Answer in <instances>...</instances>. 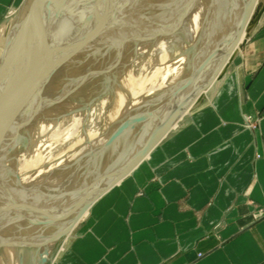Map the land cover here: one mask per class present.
I'll return each instance as SVG.
<instances>
[{
	"label": "rangeland",
	"instance_id": "1",
	"mask_svg": "<svg viewBox=\"0 0 264 264\" xmlns=\"http://www.w3.org/2000/svg\"><path fill=\"white\" fill-rule=\"evenodd\" d=\"M124 1L17 0L0 22V119L12 108L0 121V150L4 149L0 153V264H34L29 245L36 238L40 245L36 260L43 257V264H51L77 225L66 233L73 212L84 206L90 185H103L193 96L212 70L211 64L222 62L238 37L250 0H242L230 15L225 7L231 0ZM86 11L97 12L96 21L88 23L82 15ZM59 15L63 21L52 44L44 29L53 28ZM217 16L219 28L213 23ZM99 25H105L106 36L102 37L105 32ZM27 30L33 35L26 41L31 47L22 52ZM212 32L217 35L209 38ZM12 67L17 82L9 84ZM161 74L168 79L160 81ZM9 85L16 88L14 99L8 100L4 90ZM137 118L141 121L133 122ZM21 121L28 127L17 133ZM123 125L127 128L118 134ZM57 128L59 136L50 137ZM58 212L61 216L55 218Z\"/></svg>",
	"mask_w": 264,
	"mask_h": 264
},
{
	"label": "crops",
	"instance_id": "2",
	"mask_svg": "<svg viewBox=\"0 0 264 264\" xmlns=\"http://www.w3.org/2000/svg\"><path fill=\"white\" fill-rule=\"evenodd\" d=\"M17 0H0V22ZM51 264H264V13L224 74Z\"/></svg>",
	"mask_w": 264,
	"mask_h": 264
},
{
	"label": "water",
	"instance_id": "3",
	"mask_svg": "<svg viewBox=\"0 0 264 264\" xmlns=\"http://www.w3.org/2000/svg\"><path fill=\"white\" fill-rule=\"evenodd\" d=\"M264 13V0H260L253 13L251 14L250 18L248 19L245 28H244V34L243 38L238 40V37L234 40L232 46L227 50L222 62L220 63H212L211 68L212 69L209 73V75L205 78V80L202 81V83L199 85L196 92L193 94V96L186 102H184V105L173 115H171L168 120L165 122H162L148 137V140H146V143L142 147V149L138 152L137 155H135L127 164L123 165V167H120L118 171L115 172L103 185H90L91 191L88 193L86 197V201L82 209L79 213L85 208L90 207V205L96 201L100 196H102L107 190L112 188L114 185H116L122 178H124L127 174H129L143 159L147 156V154L151 151V149L171 130V128L182 118V116L188 112L192 107H196L200 104L202 98H203V92L208 88V86L215 80L219 79L225 72L227 66L232 61L236 51L240 49L246 39L249 36L250 31L255 27L258 20L260 19L261 15ZM247 15V14H246ZM247 17V16H246ZM62 22V16L59 15L56 18L55 24L53 28L51 29V32L49 33L50 39L52 40V37L54 36V32L56 31V28L61 24ZM245 22V21H244ZM243 22V23H244ZM242 23V25H243ZM49 42V41H48ZM50 46V42H49ZM141 121L140 118L135 119L133 122L139 123ZM127 128V125H123L118 129V134L121 133L124 129ZM79 215V214H78ZM80 220V217H75L72 223L67 227L65 230L66 233H69L73 227L78 223ZM40 223V222H39ZM10 245H15L18 247H27L26 245H16L9 243ZM34 250V254L36 255L38 248L40 247L38 243V238L35 239V242L31 245ZM44 254L46 255L47 252L44 251ZM45 262V258L41 257L40 261L38 263L43 264ZM37 263V264H38Z\"/></svg>",
	"mask_w": 264,
	"mask_h": 264
},
{
	"label": "bare ground",
	"instance_id": "4",
	"mask_svg": "<svg viewBox=\"0 0 264 264\" xmlns=\"http://www.w3.org/2000/svg\"><path fill=\"white\" fill-rule=\"evenodd\" d=\"M54 1H55V0H54ZM131 1H133V3L135 2V0H131ZM225 1H226V0H225ZM241 1H242V0H231V2L228 3L227 7H225V9L227 10V11H225V13L228 12V10H229V14H228V15H230V14L235 10L234 8L237 7L236 5H237V4H240ZM259 1H260V0H256V1L254 2V0H250L249 3L246 5V8H245V10H244V12H243L242 15H244V13H246V14H247V15H246L247 17H245V18L243 17V21H242V23H243L244 21H245V22H244L243 25L240 27V31H238V33H239L238 35H239V39H240V40L243 38L245 25H246L248 19L250 18L251 14L253 13V11H254V9H255V7H256V5H257V3H258ZM119 2H120V1H119ZM125 2H129V0H125L124 3H125ZM206 2H207V1H206ZM221 2H222V1H221ZM112 3H113V2H112ZM112 3H111V4H112ZM145 3H146V1H145ZM147 3H149V2H147ZM207 3H208V2H207ZM46 4H47V3H46ZM55 4H56V3L54 2V5H55ZM86 4H87V3H86ZM113 4H114V3H113ZM142 4L144 5V1L142 2ZM48 5H49V4H48ZM149 5H150V4H149ZM216 5H217V4H216ZM220 5H221V4H220V2H219V4H218V8L220 7ZM107 6H108V5H107ZM119 6H120V5H119ZM144 6H145V5H144ZM199 6H200V7H199ZM232 6H233V8H232ZM53 7H54V6H53ZM145 7H146V6H145ZM197 7L201 9V5H198ZM197 7H196V8H197ZM204 7H205V8H204V9L202 8V10H203V11H206L207 6L205 5ZM47 8H48V7H47ZM49 8H50V6H49ZM77 8H78V7H77ZM45 9H46V8H45ZM95 9H96V8H95ZM233 9H234V10H233ZM48 10H49V9H48ZM50 10H51V9H50ZM93 10H94V9H93ZM101 10H102V9H101ZM120 10H121V9H120ZM154 10H155V9H154ZM177 10H178V9H177ZM202 10H201V11H202ZM223 10H224V9H222L221 11H219L220 14H222ZM84 11H85V10H84ZM105 12H106V10H105ZM109 12H110V11H109ZM176 12H177V11H176ZM219 12H218V13H219ZM50 13H51V12H50ZM50 13H49V14H50ZM91 13H92V14H91ZM47 14H48V13H47ZM141 14H142V13H141ZM51 15H52V14H50V17L53 18ZM82 15L84 16L83 18H87L88 20H86V21H88V23H90V22H92V21L96 18V16L98 15V13H97V12H94V13H93L92 11H86L85 13L83 12ZM123 15H124V14H123ZM123 15H122V16H123ZM202 16H203V15H202ZM202 16H201V17H202ZM204 16H205V15H204ZM54 17H55V16H54ZM142 17H145V15H143ZM218 17H219V16H217L216 21L213 20V21H214L213 23H214L215 25H218V28H219V24H220V22L218 21ZM241 17H242V16H241ZM191 18H192V17H191ZM193 18H194V17H193ZM219 18H220V17H219ZM64 19H65V18H64ZM144 19H146V18H144ZM203 19H204V18H203ZM221 19L223 20V17H222V16H221ZM48 21H49V16H48ZM50 21H51V19H50ZM50 21H49V24L51 23ZM62 21H63V20H62ZM86 21H85V22H86ZM95 21H96V19H95ZM190 21H191V20H190ZM232 21H233V19L231 20V22H232ZM81 22H83V21H81ZM191 22H192V21H191ZM231 22H230V25H231ZM52 23H53V21H52ZM242 23H241V24H242ZM83 24H84V22H83ZM92 24H93V23H92ZM94 24H95V23H94ZM141 24H142V23H141ZM227 24H228V23H227ZM34 25H35V24H34ZM97 25H98V24H97ZM144 25H145V24H144ZM148 25H149V23H148ZM209 25H210V23H209ZM209 25H208V26H209ZM63 26H64V25H63ZM85 26H86V25H85ZM89 26H91V24H90ZM92 26H93V25H92ZM99 26L101 27L102 25H99ZM99 26H98V27H99ZM103 26H105V25H103ZM103 26H102V27H103ZM146 26H147V25H146ZM206 26H207V25H206ZM33 27H34V26H33ZM40 27H41V26H40ZM100 27H99V28H100ZM102 27H101V29H102ZM210 27H211V26H210ZM63 28H64V27H63ZM94 28H95V27H94ZM96 28H97V27H96ZM99 28H97V29H99ZM206 28H208V27H206ZM34 29H35V27H34ZM43 29H44V28H43ZM51 29H52V28H51ZM51 29H49V26H48V27H47L46 29H44V30H45V31L47 32V34H48V33H50L49 31H51ZM71 29H72V28H71ZM73 29H74V28H73ZM92 29H93V27H92ZM92 29H90V30H92ZM103 29H104V27H103ZM103 29H102V30H103ZM204 29H205V28H203V31H204ZM29 30H30V29H29ZM29 30H27V32L22 36V38L24 37V39H23V42H24V43H25L29 38L33 37V35H28V34H27ZM102 30H101V33H102ZM136 30H137V29H136ZM211 30H212V29H211ZM37 31H38V30H37ZM37 31H36V32H37ZM88 31H89V30H88ZM95 31H96V32H95ZM95 31H89V32H95V33L100 32V31H97L96 29H95ZM206 31H207V30H206ZM208 31H209V30H208ZM36 32H35V33H36ZM38 32H39V34L41 33L40 31H38ZM46 32H45V33H46ZM103 32H105V29L103 30ZM143 32H144V31H143ZM153 32H155V31H153ZM158 32H159V31H158ZM217 32H218V29H217L216 33H217ZM228 32H229V31H228ZM204 33H206V32L204 31ZM213 33H214V32H212L211 34L208 33V35H210L209 38L212 37ZM216 33H214V34H216ZM229 33H230V32H229ZM39 34H38V35H39ZM91 34H92V33H91ZM98 34H99V33H98ZM102 34H103V35H102V37H103V36L106 34V32H105V33H102ZM217 34H218V33H217ZM217 34H216V35H217ZM26 35H27V36H26ZM35 35H37V33H36ZM88 35H89V34H88ZM108 35H109V34H108ZM206 35H207V33H206ZM216 35H215V36H216ZM39 36H40V35H39ZM41 36H42V35H41ZM43 36H44V35H43ZM57 36H58V34H57ZM92 36H94V33H93ZM92 36L89 35V39H90V37H91L90 40H92V38H93ZM99 36H100V35H99ZM105 36H106V35H105ZM215 36H214V37H215ZM228 36H229V35H228ZM35 37H36V36H35ZM44 37H46V34H45ZM95 37H96V36H95ZM95 37H94V40H95ZM219 37H220V35H219ZM96 38H97V37H96ZM44 39H45V38H44ZM44 39H43V40H44ZM55 39H56V41H57V37H56V36H55ZM55 39H53V40H55ZM97 39H98V38H97ZM108 39H110V38H108ZM20 40H21V39H20ZM86 40H87V39L85 38L84 41H86ZM98 40H99V39H98ZM33 41H34V40H33ZM35 41H36V40H35ZM50 41H51V40H50ZM84 41H83V42H84ZM105 41H107V40H105ZM28 42H29V41H28ZM86 42H87V41H86ZM226 42H227V41H226ZM26 43H27V42H26ZM47 43H48V45H49V42H47ZM51 43H52V41H51ZM53 43L55 44L54 41H53ZM53 43H52V44H53ZM74 43H75V42H74ZM87 43H90V42L88 41ZM39 44H40V43H39ZM39 44H38V46H39ZM43 44H44V43H43ZM24 45H25V46H24ZM89 45H90V44H89ZM33 46H34V45H33ZM44 46H45V45H44ZM51 46H52V45H50V49H52V48L54 47V46H53V47H51ZM28 47H31L30 42L27 43V44H23V45L21 46V50H20V51H22V52L24 51V52H25V51L27 50ZM35 47H37V46H34V48H35ZM42 47H43V45H41V48H42ZM72 47L75 48L74 44L72 45ZM227 47H228V46H227ZM29 49H30V48H29ZM39 49H40V47H39ZM45 49H46V48H45ZM45 49H44V50H45ZM50 49H49V50H48V49L45 50V52H49V53H50V51H52V50H50ZM210 49H211V48H210ZM78 50H80V49H78ZM92 50H93V49H92ZM96 50H97V49H96ZM223 50H224V49H223ZM27 51H28V50H27ZM33 51H34V49H33ZM40 51H41V50H40ZM40 51H39V52H40ZM10 52H11V51H10ZM79 52H80V51H78V53H77V52H76V53L79 54ZM217 53H218V52H217ZM22 54H23V53H22ZM50 54H52V53H50ZM80 54H81V52H80ZM219 55H220V53H219ZM9 56H10V54H9ZM50 57H51V56H50ZM6 58H7V56L5 57V60H6ZM51 58H52V57H51ZM13 59H14V57H13ZM25 59H26V58H25ZM25 59H23V61H24ZM32 59H33V58H32ZM2 60H3V58H2ZM9 60H10V59H9ZM15 60H16V59H15ZM19 60H20V59H19ZM27 60H28V59H27ZM27 60H26V61H27ZM48 60H49V59H48ZM23 61H21V64H24ZM50 61H51V60H50ZM2 62L4 63L5 61L3 60ZM2 62H1V63H2ZM11 62H12V61H11ZM15 62H16V61H15ZM18 62H19V61L17 60V63H18ZM24 62H25V61H24ZM19 63H20V62H19ZM31 63H32V62H31ZM33 63H35V62H33ZM35 64H36V63H35ZM0 65H1V64H0ZM2 65H3V64H2ZM11 65L13 66L14 63L11 64ZM44 65H47V64H44ZM190 65H191V63H190ZM0 67H1V66H0ZM13 67H14V66H13ZM13 67L11 68V69H12L11 76H13V75H14V76L11 77V78H12L11 82H10V80H9V82H8L9 84H10V83H16V82H17V81H16V76H17V75L15 74V71H14ZM15 67H16V66H15ZM24 67H26V65H24ZM7 68H8V67H7ZM44 68H46V67H44ZM2 69H4V67H2ZM47 69H49V68H47ZM49 70H50V69H49ZM195 71H197V70H195ZM56 72H57V71H56ZM44 74H45V73H44ZM44 74H43V75H44ZM166 74H168V73H166ZM2 75L4 76V74H2ZM167 76H168V75H165V74L163 75V74H161V77H160L161 79H160V81H161V80H162V81L167 80V79H168ZM3 78H4V77H3ZM13 78H14V79H13ZM9 79H10V78H9ZM90 79H91V78H90ZM1 80H2V78H1ZM19 80L21 81V79H19ZM169 80L171 81V79H169ZM215 80H218V79H215ZM215 80H214V81H215ZM2 81H3V80H2ZM15 81H16V82H15ZM170 81H169V83H170ZM214 81H213V82H214ZM4 82H6V79H5ZM4 82H3V84H4ZM213 82H212V83H213ZM169 83H168V84H169ZM17 84H18V83H17ZM7 85H8V84H7ZM12 85H13V84H12ZM76 85H77V84H76ZM0 86H1V85H0ZM3 86H4V85H3ZM3 86H2L1 88H3ZM18 86H19V84H18ZM20 86H21V85H20ZM39 86H40V84H39ZM209 86H210V85H209ZM209 86H208V87H209ZM9 87H10V85H9ZM92 87H93V85H92ZM4 88H5V87H4ZM11 88H12V87H10V88L7 89V90H4V91H6V93L8 92V93L5 95V97H7L8 100H9L10 98L14 99L12 94H13V92L15 91V88H16V87H15V85H14V86H13V89H11ZM76 88H78V87L76 86ZM89 88H90V87H89ZM40 89H41V88H40ZM40 89H39V90H40ZM43 89H45V88H42L41 90H43ZM10 90H12V93H10ZM28 90H29V89H28ZM28 90H27V92H28ZM41 90H40V91H41ZM45 90H46V89H45ZM48 90H49V89H48ZM43 91H44V90H43ZM0 92H1V90H0ZM27 92H26V93H27ZM41 92H42V91H41ZM39 93H40V92H39ZM116 93H117V92H116ZM204 93H205V92H204ZM58 94H59V93H58ZM1 95H2V94H1ZM203 95H204V94H203ZM117 96H118V95H117ZM14 97H15V96H14ZM23 98H24V96H23ZM118 98H119V97H118ZM62 99H63V98H62ZM43 101H44V100H43ZM46 101H47V100H46ZM123 101H124V100H123ZM60 103H61V102H60ZM60 103H59V104H60ZM62 103H63V102H62ZM64 103H65V102H64ZM64 103H63V104H64ZM124 104H126V103H124ZM7 106H8V104H7ZM35 106H37V105H35ZM39 106H41V105H39ZM53 106H54V105H53ZM57 106H58V105H57ZM61 107H63V105L60 106V107L57 108V109H60ZM74 108H75V107H74ZM57 109H56V110H57ZM192 109H193V107H192ZM47 110H48V109H47ZM190 110H191V109H190ZM190 110H189V111H190ZM189 111H188V112H189ZM11 112H12V108H11V110H9V113H7V115H5L4 117L2 116V119H0V121H5V119L7 118L8 115H10ZM44 112H45V110H44ZM44 112H43V113H44ZM188 112H186V113H188ZM186 113H185V114H186ZM46 114H47V113H46ZM3 115H4V114H3ZM53 115H54V114H53ZM53 115H52V116H53ZM46 116H47V115H46ZM46 118H47V117H46ZM123 120H124V119H123ZM19 124L21 125V128H17V131H16L17 133H18V129H22V130H23V129H24V126L27 125V124H25L23 121H21V123H19ZM18 127H19V126H18ZM22 127H23V128H22ZM27 127H28V125H27ZM29 127H30V126H29ZM25 129H26V128H25ZM74 130H75V129H74ZM33 131H34V130H33ZM51 132H52V131H51ZM60 133H61V132H60V129L57 128L56 131L52 132V134H51L50 137H56V138H57V137L59 136ZM34 134H35V133H34ZM34 134H32V135L34 136ZM48 134H49V133H48ZM36 135H37V133H36ZM47 136H48V135H47ZM46 138H47V137H46ZM46 138H45V139H46ZM48 138H49V137H48ZM48 138H47V139H48ZM56 138H55V139H56ZM55 139H54V140H55ZM145 141H146V140H145ZM145 141H144V142H145ZM12 144H13V143H12ZM17 144H18V143H17ZM3 150H4V149L1 148L0 153L4 152ZM22 154H23V153H22ZM136 154H138V153H136ZM0 156H1V155H0ZM19 156H20V154H19ZM23 156H24V155H23ZM3 158H4V157H3ZM21 158H23V157H21ZM41 158H42V157H41ZM33 160H34V159H33ZM34 162H35V160H34L31 164H34ZM40 162H41V161H40ZM31 164H30V165H31ZM18 169H20V168H18ZM0 176H1V175H0ZM14 177H15V176H14ZM122 179H123V178H122ZM122 179H121V180H122ZM121 180H120V181H121ZM24 181H25V180H24ZM120 181H119V182H120ZM80 188H81V187H80ZM59 189L62 190L61 188H59ZM66 190H67V189H66ZM67 192H68V191H67ZM32 193H33V192H32ZM32 193H31V194H32ZM82 193H84V191H83ZM55 195H56V194H55ZM64 195H65V194H64ZM56 196H57V195H56ZM58 196H60V194H59ZM58 196H57V198H58ZM52 197H54V196H52ZM62 197H63V195H62ZM81 198H82V197H81ZM52 199H53V198H52ZM66 201H67V200H66ZM64 202H65V201H64ZM70 202H71V201H70ZM65 203H66V202H65ZM62 204H63V203H62ZM63 205H64V204H63ZM67 205H68V204H67ZM47 206H48V205H47ZM81 206H82V205H81ZM43 207H45V206H43ZM50 207H51V206H50ZM61 208H62V207H61ZM81 208H82V207H81ZM81 208H80L79 210L73 212L72 217H74V218L76 217V218H77V217L79 216L80 219H81L82 214H83L85 211L88 210V207L85 208V209H83V210L81 211V213H78V212H80ZM62 213H63V212H62ZM60 214H61L60 212L56 213L55 218H58L59 216H61ZM78 214H79V215H78ZM0 217H1V216H0ZM3 218H4V216L2 217V219H3ZM12 219H13V218H12ZM15 219H16V221H17V218H15ZM4 220H5V219H4ZM19 220H20V219H19ZM26 220H27V219H26ZM72 220H74V219H72ZM5 221H6V220H5ZM9 221H11V219H10ZM14 222H15V221H14ZM18 222H19V221H17V223H18ZM8 223H9V222H8ZM8 223H7V224H8ZM13 224H14V223H13ZM15 224H16V223H15ZM8 225H9V224H8ZM11 225H12V223L10 224V226H11ZM65 225H66V224H65ZM66 226H69V225L67 224ZM65 228H66V227H65ZM63 230H64V227H63ZM2 231H3V230H2ZM54 233H55V232H54ZM51 236H53V233H51ZM51 238H52V237H50V238H48V239L50 240ZM48 239H46V240H48ZM46 240H45V241H46ZM33 250H34V249H33ZM31 252H32V251H31ZM32 255L34 256V257H33L34 264H37V263H38V260H36V255L34 254V252H32Z\"/></svg>",
	"mask_w": 264,
	"mask_h": 264
}]
</instances>
